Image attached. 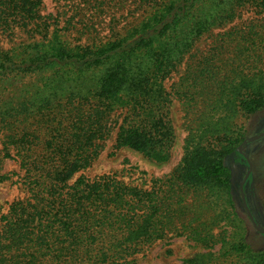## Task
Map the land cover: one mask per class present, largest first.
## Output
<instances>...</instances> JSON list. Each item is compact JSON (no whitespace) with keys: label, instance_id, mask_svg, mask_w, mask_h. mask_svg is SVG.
<instances>
[{"label":"trees","instance_id":"16d2710c","mask_svg":"<svg viewBox=\"0 0 264 264\" xmlns=\"http://www.w3.org/2000/svg\"><path fill=\"white\" fill-rule=\"evenodd\" d=\"M144 1L154 3L152 10L124 36L72 44L51 28V16H40L39 0H0L1 31L39 38L0 51V184L10 179L2 160L15 159L26 192L0 214V264H133L134 255L176 226L201 248L218 246L212 263L205 262L215 255L208 251L199 264H264V249L252 250L239 233L227 240L215 231L223 219L215 211L219 201L230 216L236 212L229 170L212 142L226 138L220 150L229 151L238 138L221 135L232 124L221 130L209 118L235 112L233 101L225 102L236 100L238 80L235 88L223 75L208 87L214 73L204 64L189 68L171 91L164 87L200 37L243 6L264 7V0ZM240 97L239 108L251 111L262 96L246 89ZM173 99L188 109L201 100L203 108L168 179L149 190L111 176L69 183L112 136L115 150L167 162L175 142Z\"/></svg>","mask_w":264,"mask_h":264},{"label":"rangeland","instance_id":"374dc122","mask_svg":"<svg viewBox=\"0 0 264 264\" xmlns=\"http://www.w3.org/2000/svg\"><path fill=\"white\" fill-rule=\"evenodd\" d=\"M39 1L40 16H51L50 22L56 21L51 28L62 29V33L65 32L66 39L72 44L99 43L122 37L129 30L136 28L154 5L144 0ZM155 1L160 3L164 0ZM33 34L34 37L31 38ZM38 39L31 31L26 33L17 28L7 32L0 30V51L17 48ZM204 64L208 69L211 68L212 74L214 73L208 87L213 85L214 81L221 80L223 75L233 81L235 88L237 80L240 85L239 93L235 95L236 100L234 101L233 96L225 102L229 106L233 101L237 106L235 112L217 111L209 118L221 130L225 125L228 127L232 124L230 128L222 131L221 135H228L232 143H235L234 138H238L232 148L228 147L231 148L229 151L220 150L225 146L226 138H215L212 142L213 149L223 155L222 161L229 170V190L236 212L234 216H230L227 204H221L219 201L215 211L219 218L223 219H220L215 231L222 232L220 238L227 240L231 239L233 234L239 233L252 250L260 251L264 249V235L253 227L244 207L258 228L264 231V7L243 6L237 9L233 18H228L221 26L211 28L192 47L177 73L165 81L164 87L171 91L180 79L185 78L189 68ZM245 75H255L251 84L244 83ZM237 76L238 79L234 78ZM260 77L261 81H257ZM246 89L248 92L257 91L263 97L256 100L251 111L239 108L245 104L240 100V94ZM202 108L201 100L195 107L188 109L183 101L173 99L170 112L175 142L167 162L156 163L126 148L115 150L112 136L93 163L74 174L69 183L80 179L93 181L111 176L143 190L151 189L155 183L159 185V180L168 179L180 166L185 137L191 125L194 127L196 122H199L197 115ZM256 137L257 139H254ZM238 147L242 155L237 153ZM1 173L10 177L0 184V214H6L13 202L26 197V192L15 159H3ZM201 211L206 215L212 214L205 204L201 205ZM216 250L218 246L210 250L201 248L186 239L179 226H176L167 233L165 239L134 255L132 261L133 264H199V255L210 251L215 255L209 256L208 259L205 257V262L210 260L212 263L211 259L218 257Z\"/></svg>","mask_w":264,"mask_h":264},{"label":"water","instance_id":"95a60500","mask_svg":"<svg viewBox=\"0 0 264 264\" xmlns=\"http://www.w3.org/2000/svg\"><path fill=\"white\" fill-rule=\"evenodd\" d=\"M254 139H257V137L254 138ZM237 150H238V152L240 153V147H238ZM244 209L246 210V212H247V214H248V216H249V219H250L251 224L253 225V227H254L259 233H261V234L264 235V231H262L261 229H259L258 226L255 224V222L252 220L251 216L249 215V213H248V211H247V208L244 207Z\"/></svg>","mask_w":264,"mask_h":264},{"label":"flooded vegetation","instance_id":"af4514ba","mask_svg":"<svg viewBox=\"0 0 264 264\" xmlns=\"http://www.w3.org/2000/svg\"><path fill=\"white\" fill-rule=\"evenodd\" d=\"M239 155H242V153H241V151H240V153L239 152H237ZM241 197H242V194H241ZM243 198V197H242ZM256 224V223H255Z\"/></svg>","mask_w":264,"mask_h":264}]
</instances>
